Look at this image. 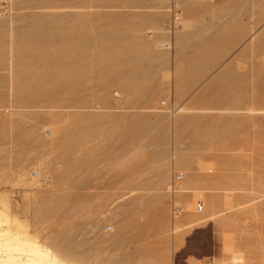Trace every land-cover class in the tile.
I'll use <instances>...</instances> for the list:
<instances>
[{
    "label": "rangeland",
    "instance_id": "374dc122",
    "mask_svg": "<svg viewBox=\"0 0 264 264\" xmlns=\"http://www.w3.org/2000/svg\"><path fill=\"white\" fill-rule=\"evenodd\" d=\"M0 220L70 264H264V0H0Z\"/></svg>",
    "mask_w": 264,
    "mask_h": 264
},
{
    "label": "bare ground",
    "instance_id": "6f19581e",
    "mask_svg": "<svg viewBox=\"0 0 264 264\" xmlns=\"http://www.w3.org/2000/svg\"><path fill=\"white\" fill-rule=\"evenodd\" d=\"M1 222L0 220V264H70L20 233L15 232L7 237V230L1 227Z\"/></svg>",
    "mask_w": 264,
    "mask_h": 264
},
{
    "label": "built area",
    "instance_id": "2783aa9c",
    "mask_svg": "<svg viewBox=\"0 0 264 264\" xmlns=\"http://www.w3.org/2000/svg\"><path fill=\"white\" fill-rule=\"evenodd\" d=\"M173 10V15H172V20L168 24V30L170 32H173L177 28V21H179V16L177 15L179 13V9L177 6L172 7ZM175 213L177 212L176 210L174 211ZM205 264H214L213 260H208L205 262Z\"/></svg>",
    "mask_w": 264,
    "mask_h": 264
}]
</instances>
